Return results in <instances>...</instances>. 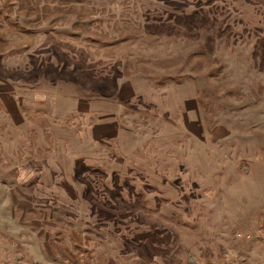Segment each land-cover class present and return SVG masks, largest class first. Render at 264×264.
<instances>
[{"label": "rangeland", "instance_id": "374dc122", "mask_svg": "<svg viewBox=\"0 0 264 264\" xmlns=\"http://www.w3.org/2000/svg\"><path fill=\"white\" fill-rule=\"evenodd\" d=\"M0 264H264V0H0Z\"/></svg>", "mask_w": 264, "mask_h": 264}]
</instances>
